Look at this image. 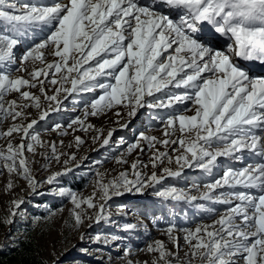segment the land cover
I'll use <instances>...</instances> for the list:
<instances>
[{"label": "snow or ice", "instance_id": "obj_1", "mask_svg": "<svg viewBox=\"0 0 264 264\" xmlns=\"http://www.w3.org/2000/svg\"><path fill=\"white\" fill-rule=\"evenodd\" d=\"M218 41H223L220 49L214 46ZM18 49H24L19 63ZM169 49H174L175 54L165 59ZM46 54L60 59V63L48 64L49 69L60 71L63 67L69 74L63 80H70L71 88L64 91L91 92L96 87L103 90V95L92 102V115L102 107L125 101L129 116L145 105H184L187 110L185 102H192L193 115H170L167 120L168 126L178 120L180 132L186 134L173 141L183 149L176 158L178 164L183 161L181 167L211 171L220 157L239 160L245 152L260 157L261 162L255 165L238 170L228 168L222 180L206 186L201 199H215L230 207L212 225L198 226L185 239L191 247L189 264L195 260L200 264H237V257H242L245 264H264V77L251 76L249 66V62L264 64V0H146L144 4L140 0H69L67 4L0 0V100L4 92L15 91L40 108L39 98L21 91L22 86L34 85L22 76L13 77L12 72H27L29 62L43 63ZM69 60L73 62L69 64ZM90 61L94 67L85 68ZM73 72L77 75H70ZM42 74L47 75L35 67L30 73L33 78ZM98 77H111L115 83H100ZM171 88L182 92L176 94ZM157 93L166 99L157 98ZM46 98L59 104L56 96ZM102 101L107 103L101 105ZM16 107L17 102L10 101L7 110L0 104V111L15 119L22 115ZM47 115L44 111L40 119ZM37 123L33 119L27 126L13 125L0 135L23 132L27 136ZM32 139L39 142L38 136ZM104 143H108L107 139ZM217 144L222 146L214 147ZM24 147L23 143L15 148L9 143L7 154L0 152V158L10 161L4 164L9 173L22 170L19 174L34 188L36 182L23 158ZM28 147L31 150L32 146ZM52 150L55 153L54 146ZM132 167L135 169L136 164ZM165 172L179 175L170 169ZM62 174L54 173L47 182L53 183ZM136 176L135 181H129L121 173L120 181L101 184V200L121 195V187L128 191L134 187L139 192L163 179L155 172L147 180H141L139 173ZM225 185L233 191L215 197L214 190ZM238 186L245 190H235ZM250 189H255L256 194ZM60 195L69 196L76 209L82 204L97 207L93 198L78 199L70 190L61 189ZM158 195L174 200L198 199L175 188ZM20 203L14 202L17 207ZM103 209L101 203L98 221L104 218ZM249 209H254L251 215ZM74 216L77 225L82 223L80 213L74 212ZM125 227L131 230L136 225ZM167 231L171 234L173 227ZM192 238L195 243H191ZM148 251L159 252L161 259L169 255L159 241L155 246L149 245Z\"/></svg>", "mask_w": 264, "mask_h": 264}, {"label": "rangeland", "instance_id": "obj_2", "mask_svg": "<svg viewBox=\"0 0 264 264\" xmlns=\"http://www.w3.org/2000/svg\"><path fill=\"white\" fill-rule=\"evenodd\" d=\"M40 1L39 3L46 1L43 4L69 3V0ZM25 2L37 3V0H19V3ZM140 2L144 4L146 0ZM23 51L24 49L17 50V63ZM169 54L174 55V49H169L164 54L165 59ZM54 62L60 63L59 57L46 54L43 63L36 61L33 65L29 62L27 72H12L13 77L22 76L34 85L22 86L21 91H28L31 96L39 98L40 108L34 106L35 101L26 100L15 91L4 92L3 100H0L5 110L10 101H16L15 110L22 112L21 116L13 119L6 111H0V133H7L13 125L27 126L31 120H38L27 136L23 132L0 135V152L5 154L9 143L14 148L24 144L23 156L28 155L26 163L36 182L34 188L30 186L19 174L22 171L20 169L9 173L4 164L10 161L0 158V253L9 254L22 241L33 240L36 253L43 264H189L191 247L185 239L188 232H195L198 226L212 225L230 207L215 199L204 200L200 197L207 191V185L222 180L228 168L240 169L236 165L238 162L231 157H220L211 171L198 167H181L183 161L178 164L176 158L183 153V149L178 142L173 141L184 138L186 134L180 132L178 120L173 126H168L167 120L170 115H193L195 105L192 102H185L187 110L184 105L180 108L145 105L138 108L135 115L129 116L130 109L125 101L121 104L113 103L111 107H102L96 115H92V102L103 95V90L96 87L91 92L64 91L71 88L70 80H63V76L69 74L63 67L60 71L47 67ZM72 62L69 60V64ZM90 66L94 67L91 61L84 67ZM34 67L47 75L33 78L30 73ZM70 75L77 74L73 72ZM53 80L57 83L53 84ZM97 80L105 84L115 83L111 77H98ZM49 91L52 96L57 97L59 104L46 98L49 97ZM171 91L180 94L182 89L171 88ZM156 96L166 99L161 93ZM106 103L102 101L101 105ZM24 105L27 107H23ZM44 111L48 115L41 120L40 116ZM93 134L105 136L101 142L107 139L106 148L103 149L100 145L103 143L91 138ZM32 136H38L39 142L34 141ZM29 145L32 146L31 150ZM133 145L135 147H131ZM62 147H68L67 150H72V153L64 155ZM80 150H84V154L86 152L83 162H80ZM18 162L19 158L17 164ZM260 162L258 160L251 164ZM133 164H136L135 169ZM165 169L179 172V175L170 176ZM136 170H139L141 180H147L153 172L163 179L150 187L145 186L139 192L134 187L131 191L121 187V195H111L110 199L101 200V184L120 181L121 173H125L129 181H135ZM57 172L64 174L49 184L47 178ZM172 188L198 199L174 200L158 195ZM61 189L70 190L78 199L93 198L97 207L88 208L86 204H82L76 209L69 196L60 195ZM217 189L213 193L215 197L233 191L230 187L226 190H221V187ZM248 191L256 194L255 189ZM16 201L22 203L17 207L14 204ZM101 203L104 204V218L98 221ZM253 211L254 209H249V214ZM74 212L80 213L83 218L79 225L75 222ZM132 224L136 227L126 230L125 226ZM169 227H173L171 234L167 231ZM113 236L117 239L112 240ZM97 237L100 239L97 240ZM105 239L109 242L105 243ZM158 241L163 242L165 251L169 253L165 259L160 258L159 252L148 251L149 245L155 246ZM195 242V238H192L191 243ZM236 259L237 264H245L242 257ZM193 264H200V261L195 260Z\"/></svg>", "mask_w": 264, "mask_h": 264}, {"label": "bare ground", "instance_id": "obj_3", "mask_svg": "<svg viewBox=\"0 0 264 264\" xmlns=\"http://www.w3.org/2000/svg\"><path fill=\"white\" fill-rule=\"evenodd\" d=\"M50 1V0H49ZM39 2H41L40 0H37V3H39ZM43 3H46V1H43ZM41 35V34H40ZM43 35V34H42ZM214 46H216V48H220L221 46H222V43H220V42H215V44H214ZM250 67H251V69H252V71H251V73H250V75L251 76H253V77H260V76H264V75H261V73L260 72H255L256 70H254V68H256V65L255 64H252V65H249ZM51 90V89H50ZM52 91V90H51ZM51 91H49L48 92V96L50 97V96H52V93H51ZM100 130H97V132H99ZM100 134H98V135H96V134H93L92 136H91V138L94 140V141H96V142H98V143H103V144H100V145H102V148L104 149V148H106V146L108 145V143L107 144H104V142H101L102 141V139H104L105 138V136L103 137V135L102 136H100V137H98ZM105 135V134H104ZM98 140V141H97ZM83 141V140H82ZM66 147V146H65ZM65 147H62V152H63V154L64 155H68L69 153H72V150L70 151H68L67 150V148H65ZM75 152V151H74ZM51 153H52V151H51ZM66 153H68V154H66ZM79 153H80V157H82L81 159H80V162H83L84 160H85V154H86V152H85V154H84V150H80L79 151ZM76 154H77V152H76ZM27 157H28V155L25 157V156H23V158L26 160V161H28V159H27ZM69 157V156H68ZM31 160V159H30ZM258 160H261V158L260 157H258V156H256V155H253V154H250V153H242V159H239V160H235V162H238L236 165H238L239 167H240V169L241 168H244L243 166L244 165H246V164H251V163H253V162H257ZM194 172V171H193ZM135 173H139V170H136V172ZM140 174V173H139ZM222 189L221 190H226V189H229V187L227 186V185H225V186H222L221 187ZM236 189H241V187H237ZM215 190H218V189H215ZM234 203H236V201H233V204Z\"/></svg>", "mask_w": 264, "mask_h": 264}, {"label": "trees", "instance_id": "obj_4", "mask_svg": "<svg viewBox=\"0 0 264 264\" xmlns=\"http://www.w3.org/2000/svg\"><path fill=\"white\" fill-rule=\"evenodd\" d=\"M0 264H43L36 253L33 240L22 241L19 247L7 254L0 253Z\"/></svg>", "mask_w": 264, "mask_h": 264}]
</instances>
